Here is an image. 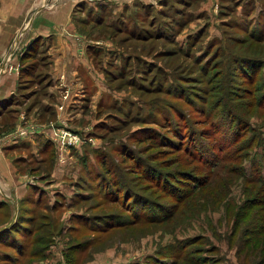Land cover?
Segmentation results:
<instances>
[{
  "label": "rangeland",
  "instance_id": "1",
  "mask_svg": "<svg viewBox=\"0 0 264 264\" xmlns=\"http://www.w3.org/2000/svg\"><path fill=\"white\" fill-rule=\"evenodd\" d=\"M152 1L150 12L122 8L123 22L120 0L107 22L74 18L102 44L91 56L98 100L79 109L83 93L73 96L55 119L21 112L14 131L47 126L56 144L15 152L48 193L13 208L0 264H264V185L252 171L264 176V23L248 30L240 14L256 4Z\"/></svg>",
  "mask_w": 264,
  "mask_h": 264
},
{
  "label": "crops",
  "instance_id": "2",
  "mask_svg": "<svg viewBox=\"0 0 264 264\" xmlns=\"http://www.w3.org/2000/svg\"><path fill=\"white\" fill-rule=\"evenodd\" d=\"M152 2L120 0L122 7L116 21L124 20L122 8L132 13L136 7L149 6L150 12ZM254 3L256 9L249 18L263 20V9H258L256 0ZM112 5L120 8L113 0H0V121L9 118L0 122V231L9 224L15 206L48 193L40 181L25 180L17 161L24 163L27 156L15 152L27 149L38 155L54 150L56 138L47 126L18 134L14 128L20 114L52 119L57 112H65L62 108L73 101V96L83 93L73 102L79 109H87L91 99L98 100L95 96L99 90H95V96L90 95L91 84L101 87L93 75L98 72L91 56L101 55L102 44L77 31L74 18H80L81 24L107 22L109 15L105 13ZM240 14L245 16L243 11ZM58 174L61 168L54 164L52 175L57 179ZM5 211L8 216H3Z\"/></svg>",
  "mask_w": 264,
  "mask_h": 264
},
{
  "label": "trees",
  "instance_id": "3",
  "mask_svg": "<svg viewBox=\"0 0 264 264\" xmlns=\"http://www.w3.org/2000/svg\"><path fill=\"white\" fill-rule=\"evenodd\" d=\"M253 6L254 5H250L249 7L250 8H248L247 10H245L244 11V15H245V21L243 22V21H241V27H247V23H249V22H251V23H253V24H255V23H261V22H263L264 23V19L263 20H258V19H251V18H249V15H250V13H251V11H253L254 10V8H253ZM264 18V17H263ZM246 22V23H245ZM253 24H250L249 25V27H247V29L248 30H250V28H251V26L253 25ZM264 33V32H263ZM251 35V34H250ZM264 34H261V33H259V34H257L255 37H257V38H259V37H261V36H263ZM12 116V115H11ZM190 148L192 149V147H191V145H190ZM252 171H254L256 174H257V177H258V181H259V183L260 184H263L264 185V176L262 175V172L260 171V168H259V166H257L256 164L254 165V168L252 169ZM132 201L134 202L135 201V197L132 199ZM152 217V216H151ZM154 218H156V216H153ZM152 217V218H153Z\"/></svg>",
  "mask_w": 264,
  "mask_h": 264
},
{
  "label": "built area",
  "instance_id": "4",
  "mask_svg": "<svg viewBox=\"0 0 264 264\" xmlns=\"http://www.w3.org/2000/svg\"><path fill=\"white\" fill-rule=\"evenodd\" d=\"M51 127H54L53 126V124H51ZM27 129H24V128H21V129H18L16 132L18 133V134H26L27 133V131H26ZM62 133H63V131H62ZM66 133V132H65ZM62 138H63V141H62V146H64L65 147V144H66V147L68 146V145H71V144H76L75 142L76 141H78V137L76 136V134L75 133H69V134H67V136H65V134L64 135H62L61 136Z\"/></svg>",
  "mask_w": 264,
  "mask_h": 264
}]
</instances>
